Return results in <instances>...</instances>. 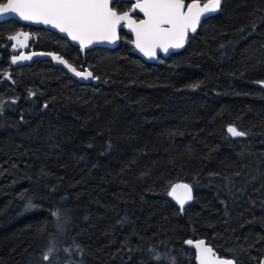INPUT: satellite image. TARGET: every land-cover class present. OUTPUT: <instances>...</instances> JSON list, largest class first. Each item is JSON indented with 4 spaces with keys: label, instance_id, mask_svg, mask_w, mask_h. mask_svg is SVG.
<instances>
[{
    "label": "trees",
    "instance_id": "trees-1",
    "mask_svg": "<svg viewBox=\"0 0 264 264\" xmlns=\"http://www.w3.org/2000/svg\"><path fill=\"white\" fill-rule=\"evenodd\" d=\"M19 28L0 22V264H195L196 239L233 264L264 261V0H222L153 63L124 31L82 50L39 29L35 50L96 85L45 57L12 65ZM173 184L192 189L183 208Z\"/></svg>",
    "mask_w": 264,
    "mask_h": 264
},
{
    "label": "snow or ice",
    "instance_id": "snow-or-ice-1",
    "mask_svg": "<svg viewBox=\"0 0 264 264\" xmlns=\"http://www.w3.org/2000/svg\"><path fill=\"white\" fill-rule=\"evenodd\" d=\"M112 3H115V0H112ZM201 3L202 0H191L190 3H186V0H136L132 10L143 14V18L137 20L132 18L129 11H118L116 7H110V0H0V15L15 14L22 21L51 25L60 33L66 34L71 41L78 42L82 50L98 41L115 42L119 39L117 29L123 26L130 29L134 35L131 43L135 48L144 56L155 58L158 52L168 53L170 49L182 48L189 32H196L202 17L217 12L222 0H207L202 6ZM21 35L24 37L23 41H19ZM28 38L29 34L26 32L8 37L10 41H19L20 46H24ZM12 47L17 48V44ZM47 55H53V59L64 64L77 77H93L91 71L77 70L59 55ZM31 58L21 52L13 55L11 62L16 64ZM260 83L264 84V81ZM29 95L34 93L29 92ZM227 132L231 137L247 135L232 125L228 126ZM178 190L180 194H177ZM168 195L174 197L181 208L193 198L192 189L188 184L171 185ZM27 207L34 205L29 202ZM52 215L57 216L58 213L53 212ZM194 243L198 264H233L229 259L214 258L213 249L204 247L203 240L186 241L188 245ZM54 251V247H49L43 254V260L50 261ZM64 251L71 253L72 249L65 248ZM157 259L160 257L157 256ZM260 264H264V261Z\"/></svg>",
    "mask_w": 264,
    "mask_h": 264
},
{
    "label": "water",
    "instance_id": "water-1",
    "mask_svg": "<svg viewBox=\"0 0 264 264\" xmlns=\"http://www.w3.org/2000/svg\"><path fill=\"white\" fill-rule=\"evenodd\" d=\"M124 1H132V2L136 3V0H124ZM190 2H191V0H189L188 3H190ZM206 2H207V0H202L201 6H202L203 3H206ZM112 4H113V3H112V0H110V4H109V6L112 7ZM136 12L141 16V18H143V14H142V13H140L138 10H136ZM217 12H218V11H217ZM217 12L202 17L201 21H203L204 19H206V18H208V17H210V16L215 15ZM129 13H130V15H131V14H132V11H129ZM132 18H133V17H132ZM10 19L16 20L17 22H19L20 24H23V25H27V26H31V27H42V28H45V29H47V30H50V31L56 33L57 35H59L60 37L67 39L68 42H69L71 45H73V46H75V47H79V48H81L78 42L71 41V39L68 38L66 34L60 33L58 29H54L51 25H44V24L35 23V22H32V21H22V20H20L15 14L0 15V22L6 21V20H10ZM133 19H134V18H133ZM200 23H201V22H200ZM200 23L198 24L197 29H198ZM120 29H122L126 34H128V35L131 37V40H130V42L128 43V46L130 47L131 52H132L133 54H135L136 56H138L139 58H141L142 60H144L145 62H148V63L156 62V61L158 60L159 57L166 58V57H168L172 52H174V51H179V50L183 49V48L186 46L187 42H188V38H189V36L192 34V32H189V34H188V36H187V38H186V42H185V44H184V46H183L182 48H179V49H170L168 53L158 52V54H157V56H156L155 58H149V57L144 56V54L141 53L138 49H136L135 46H134V44L131 43V41L134 40V35H133L132 32L130 31V29H128V28H126V27H123V26L119 27V28L117 29V34H118V36H119V30H120ZM119 40H120V37H119V39H117L115 42H112V43H109V42H107V41H98V42H94L93 44L88 45V47L85 48L84 50H87V49H90V48H93V47H104V48L112 49V48H114V47L118 44ZM43 57H45L46 59H53V55H47V54H44ZM53 60H54V66H55V67H59V68H61L62 70H64V71L66 72V74H67L69 77H71L73 80L77 81L78 83H82V84H94V85L97 84V78L94 77V75H93V77H90V78H88V79H83V78H81V77H77L73 72L69 71V69H68L67 67H65L64 64L59 63V62H58L57 60H55V59H53ZM76 69H77V68H76ZM77 70H78V69H77ZM84 70L91 71V70L88 69V68H85ZM91 72H92V71H91ZM255 85L259 86V87L264 91V84L256 83ZM228 134H229V133H228ZM229 135H230V134H229ZM177 194H180V193H179V190H178V193H177ZM170 198H171L176 204H178L177 201H176V199H175L174 197L170 196ZM188 202H189V201H187V202L185 203V205H186ZM178 205H179V204H178ZM198 240H203V241H205L204 239H196V240H193V241L195 242V241H198ZM187 241H188V240H187ZM185 245H186V247H188V248H190V249H192V250L194 251V257H195L194 260H195V264H198V261H197V259H196L197 249L195 248V243H194L193 245H188V244H186V242H185ZM204 247H209L208 244L206 243V241H205V245H204ZM214 258L225 259V258L219 257L217 254H215V257H214ZM229 260H230V259H229Z\"/></svg>",
    "mask_w": 264,
    "mask_h": 264
},
{
    "label": "flooded vegetation",
    "instance_id": "flooded-vegetation-1",
    "mask_svg": "<svg viewBox=\"0 0 264 264\" xmlns=\"http://www.w3.org/2000/svg\"><path fill=\"white\" fill-rule=\"evenodd\" d=\"M124 1V0H123ZM130 3V9L127 10V11H132V14L131 16L134 18V19H141V16L136 12V10H132V5L134 4V2L132 1H127ZM188 3V2H187ZM26 26L27 28H19L17 30H15V32L13 33V35H15L16 33H28L29 34V38L28 40L25 42V45L24 46H20L19 45V42H15V41H10L8 39V42H10V48H9V59L12 60V56L13 55H18L19 53L23 52L25 55L27 56H31L32 58L29 59V60H22V62H17L16 64H12V65H15V66H18V65H26V64H29L31 63V61L35 60L36 58L37 59H42L43 58V55L46 54L47 52H43V51H39V50H35L36 49V42L38 41V33H39V29H43V30H46V31H49V32H52L50 30H47L45 28H42V27H31V26H27V25H24ZM120 31H123L122 29L119 30V37H120ZM54 33V32H53ZM56 34V33H55ZM57 35V34H56ZM128 35V34H127ZM11 36V35H10ZM59 36V35H58ZM60 37V36H59ZM130 37V36H129ZM19 38H21L20 41H23V35H21ZM62 38V37H61ZM65 39V38H64ZM130 40H131V37H130ZM13 44H17V48L13 49L12 45ZM79 48V47H78ZM94 48V47H93ZM91 49V48H90ZM18 50L19 53H17L16 51ZM84 50V49H83ZM33 53H36L37 55H33ZM52 53V52H51ZM52 54H55V55H59L57 53H52ZM64 59V58H63ZM48 62L51 63V65L54 66V60L53 59H47ZM58 68V67H57ZM78 70H81V69H85V68H77ZM89 69V68H88Z\"/></svg>",
    "mask_w": 264,
    "mask_h": 264
},
{
    "label": "rangeland",
    "instance_id": "rangeland-1",
    "mask_svg": "<svg viewBox=\"0 0 264 264\" xmlns=\"http://www.w3.org/2000/svg\"><path fill=\"white\" fill-rule=\"evenodd\" d=\"M21 40V38H19V41ZM23 40H24V38H23ZM19 41H15V42H19ZM16 51V50H15ZM17 53H19V51L17 50L16 51ZM18 62H22V60L21 61H18Z\"/></svg>",
    "mask_w": 264,
    "mask_h": 264
}]
</instances>
